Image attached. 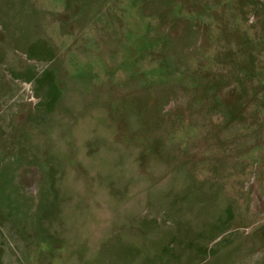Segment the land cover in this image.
Segmentation results:
<instances>
[{
  "label": "rangeland",
  "instance_id": "374dc122",
  "mask_svg": "<svg viewBox=\"0 0 264 264\" xmlns=\"http://www.w3.org/2000/svg\"><path fill=\"white\" fill-rule=\"evenodd\" d=\"M125 209L264 264V0H0V264H103Z\"/></svg>",
  "mask_w": 264,
  "mask_h": 264
},
{
  "label": "crops",
  "instance_id": "0c3cea01",
  "mask_svg": "<svg viewBox=\"0 0 264 264\" xmlns=\"http://www.w3.org/2000/svg\"><path fill=\"white\" fill-rule=\"evenodd\" d=\"M121 211L123 212H120V215H123L125 211L127 212L125 216L128 219L125 223L126 226L118 234L114 232V234H111L107 229L105 237L99 239H105L104 241H106L104 250L99 249L97 251V254L99 253V255L103 256V258H99V262L103 264H155V256L170 250L165 246L167 242L163 243L162 237L155 239V213L150 217V212L148 211L146 213L128 209ZM201 221L203 224L206 222L204 220ZM194 226L196 231H199L200 221H197ZM89 240H84V235L78 238L71 237V240H69L71 245L65 247L66 252L71 253L69 257L74 259L77 264H83L84 261H88L83 259L76 260L80 255L88 257L92 249L96 253L97 241L90 247L87 243ZM205 241H207V238H205ZM107 253L117 254L118 258L108 259L105 257ZM177 264H184V262L181 261Z\"/></svg>",
  "mask_w": 264,
  "mask_h": 264
}]
</instances>
